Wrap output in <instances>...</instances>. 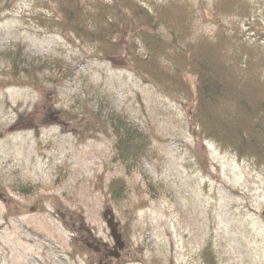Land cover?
Returning <instances> with one entry per match:
<instances>
[{"label":"rangeland","instance_id":"374dc122","mask_svg":"<svg viewBox=\"0 0 264 264\" xmlns=\"http://www.w3.org/2000/svg\"><path fill=\"white\" fill-rule=\"evenodd\" d=\"M131 11L142 29L110 36ZM197 71L225 142L192 129ZM260 105L264 0H0V264H264V167L225 147Z\"/></svg>","mask_w":264,"mask_h":264},{"label":"trees","instance_id":"16d2710c","mask_svg":"<svg viewBox=\"0 0 264 264\" xmlns=\"http://www.w3.org/2000/svg\"><path fill=\"white\" fill-rule=\"evenodd\" d=\"M81 9L82 6H80L79 2H77L75 10H69L70 13L67 15L68 16L79 15V13L82 11ZM124 21L123 23L121 22L120 24H112L109 27L110 36L114 35L117 36L118 39H120L123 36H125L126 31L127 33L128 32L131 33L134 30V33L137 34L139 30L142 29L141 25L137 23V20L135 19V13L133 11H131V15H129V18L127 20L125 19ZM122 25L123 27L121 28ZM121 40L125 41L124 38H122ZM155 46L156 45H154L153 47ZM126 47L127 45L126 46L124 45L125 49ZM156 48L158 49L157 46ZM103 51L106 52L108 50L103 49ZM123 52H124L123 47L116 42L114 44V48L110 50L108 57L113 59V56L120 55ZM147 61L148 60L146 59V57H144L143 60L140 61V63L145 64ZM193 65L194 63L192 58L185 55L184 61L181 62V66H182L181 69H177L179 71L178 72L179 75L183 71L186 70L189 71ZM175 79L178 80V77L176 76ZM196 79H197L195 83L196 95L193 98V101H195L194 104L196 106L198 117L195 111L194 113L195 123L192 124V129L194 130L198 129L199 143L203 139L208 141H215L218 143L225 142V140L220 137L219 135L220 132L216 128L213 122L211 110L209 106V103L213 97L216 99L218 95H222L219 93L221 88L223 87L217 81H214L210 78H202L199 75V72L197 74ZM216 89H217V93L215 92L214 95L213 91H215ZM254 114H256V117L262 115L264 116L263 106L262 105L258 106L257 113L255 112ZM112 127L117 137L118 153L119 156L123 159V161L126 162L133 161L139 158V156L145 154L146 148L145 146L141 145L142 142L144 141L146 142V139L144 138L145 136L142 135L135 127H132L130 124L126 123L125 121L123 122L121 120H118V122L114 123ZM235 137L237 138V141L234 140L228 141L229 144L228 145L225 144V147L230 148L237 155L238 159L246 158V159L254 160L258 163L259 166L264 167V160H263L264 159V117L260 118L259 121L254 124L252 134L248 133V135H245L242 133H237ZM259 162H261L262 164L260 165ZM123 186H124L123 180H114L110 183L109 192L114 200L120 199L122 197V191L124 189Z\"/></svg>","mask_w":264,"mask_h":264},{"label":"water","instance_id":"95a60500","mask_svg":"<svg viewBox=\"0 0 264 264\" xmlns=\"http://www.w3.org/2000/svg\"><path fill=\"white\" fill-rule=\"evenodd\" d=\"M104 217L106 218V224L110 230V235L112 237L114 245L118 249H122V247L124 246V243L121 239V235L118 233V230H117L118 224L115 223L114 221V215L112 214L110 210H108L107 212L104 213Z\"/></svg>","mask_w":264,"mask_h":264}]
</instances>
